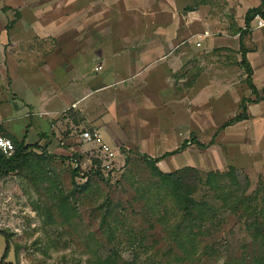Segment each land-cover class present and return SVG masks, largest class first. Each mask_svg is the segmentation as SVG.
Instances as JSON below:
<instances>
[{"label": "crops", "instance_id": "1", "mask_svg": "<svg viewBox=\"0 0 264 264\" xmlns=\"http://www.w3.org/2000/svg\"><path fill=\"white\" fill-rule=\"evenodd\" d=\"M78 1L48 0L46 24L37 15L33 27H15L10 41L8 34L2 36L9 52L2 57L0 128L13 139L70 153L83 150L78 131L98 130L111 145L152 157L188 141L174 156L196 145L192 130L190 136L182 130L180 112L189 111V125L195 128L200 97L213 101L211 111L247 82L239 29L245 28L248 8L232 9L229 0H81L79 8ZM260 3L254 0L253 7ZM263 30L251 28L244 38L262 98L257 100L251 89V96L233 98L234 111L224 122L242 111L244 98L252 100L246 103L248 118L221 130L227 147L250 139L264 142V55L258 41ZM232 49L243 74L235 77L227 69L200 84L199 65H213ZM29 117L36 119L18 136L11 123ZM212 121L213 116L209 125L214 127ZM31 130L34 141H29ZM60 141L72 146L57 147Z\"/></svg>", "mask_w": 264, "mask_h": 264}, {"label": "rangeland", "instance_id": "2", "mask_svg": "<svg viewBox=\"0 0 264 264\" xmlns=\"http://www.w3.org/2000/svg\"><path fill=\"white\" fill-rule=\"evenodd\" d=\"M229 1L233 5L232 9L236 7L238 10L249 9L254 3V0ZM47 2L48 0H0V110L2 57L9 52V44H3L2 36L8 34L10 41L15 27H33L37 15L46 24ZM78 2L79 8L83 2ZM91 5L94 6V2ZM234 15L236 13H231L232 18ZM263 35L258 36V41L264 55ZM199 66L200 84L207 82L212 74H220L227 69L235 77L243 74L233 49L227 51L225 56L221 55L220 60L213 65L205 63ZM243 82L245 84L239 85L237 91L233 90L232 94L218 100L214 111L209 109L213 101H208L207 96L200 97L197 112L194 111L199 124L195 128L189 125V111H181L182 130L185 134L188 135L192 130L194 138L208 143L219 126L232 115L235 104L233 98L238 95L251 96L248 83L241 81ZM212 116L214 127L209 125ZM31 119L35 120L36 117L13 120L11 128L22 137L31 128ZM245 130L241 129L240 132ZM82 131H78L76 135H80L78 145L83 150H70V153L63 154L36 148L30 150L26 163L18 171L0 177V230L10 238L6 263L257 264L259 248L251 231L247 230L246 216L235 214L229 209H224V214L218 216V219L221 216L224 218L223 223L211 234L207 233L209 223L203 234L197 228L194 229L198 234V251L189 259H182L184 253L177 248L173 230L170 229L179 222L182 212L176 209L171 200L166 203L168 212L162 205L156 207L162 196L153 197L151 202L154 206L150 207L148 198L149 195L152 197V192L149 186L157 180L144 157L135 148L120 146L115 171L109 173L101 169V177L92 171L96 168L94 159L99 154L97 144L84 141ZM223 131L215 138L218 143L216 146L202 149L190 145L183 153L166 157L165 163H159V166L164 171H169L168 169L175 170L193 164L207 172L226 171L228 165H233L237 168L236 174L242 185L246 184V176L250 178L247 194H254L258 187L261 189L258 192V212L264 210V158L261 155L264 142L254 143L250 139L243 141L241 145L227 147L221 140ZM28 134L29 141H34L35 133L31 130ZM56 146L70 149L72 145L60 141ZM77 159H80L81 169L79 175L74 176L73 168ZM251 174L253 178L250 177ZM224 184L228 187L225 193L237 188L229 179ZM153 192L155 195L157 189ZM164 193L161 192L162 195ZM196 195L202 197L207 195V191L202 188ZM209 198L222 205L218 197L210 195ZM207 245L212 248H206ZM5 249L6 238L0 234V259Z\"/></svg>", "mask_w": 264, "mask_h": 264}, {"label": "trees", "instance_id": "3", "mask_svg": "<svg viewBox=\"0 0 264 264\" xmlns=\"http://www.w3.org/2000/svg\"><path fill=\"white\" fill-rule=\"evenodd\" d=\"M259 15L264 18V0L257 7H251L247 10L245 15V28H240V45L242 59L240 64L245 68L247 73V83L252 90V92L257 95L256 99L259 100L260 97L257 87L255 86L252 74L253 68L249 61L247 60V48L244 44V38L251 33V22ZM252 99L244 98L242 101V111L236 116L230 118L224 122L219 131L223 130L225 127L237 122L239 120L248 118L246 103ZM1 129V128H0ZM218 131V132H219ZM208 142L204 143L196 138L193 142L202 149L208 148L214 143L215 137ZM11 138V137H10ZM16 146V152L12 156H6L0 152V177L18 171L27 161L29 157V152L31 148H42L41 146L26 145L24 140L18 141L13 139ZM188 146V141L182 143L178 148L168 151L159 157H152L146 153H139L144 157V160L151 168L153 176L156 178V182H153L149 186V190L152 192V197L149 195L148 204L153 208L154 204L151 202L153 197L162 196L160 203L157 206L163 207L166 212H168L167 201H173L176 209L182 212L181 219L176 225L173 226V240L179 250H181L184 255L182 259H189L194 253L198 251L197 236L194 229L197 228L202 234L205 233L204 228L207 223L210 227L207 229L208 234H211L213 230L219 227L223 223V217L218 219L222 214L224 209L232 210L235 214H241L246 216L247 230L251 231V236L255 243L258 244V255L256 256L257 264H264V210L259 211L260 204L258 192L261 189L257 188L254 194H247V189L250 187V178L246 176V184L242 185L241 181L236 174L237 168L233 165H229L226 171H202L198 167L186 165L175 170L164 171L159 166V161L162 159L181 152ZM42 150H47L43 147ZM80 160V159H79ZM77 159V165L73 168V175L78 176L80 173V163ZM96 168L92 169L95 174L103 177V172L101 171L102 161L99 158L94 159ZM231 180L233 186L237 187L230 192L225 193V189L228 188L224 183L225 180ZM222 180V181H221ZM202 188H205L207 195L198 197L196 192ZM157 189L154 195L153 190ZM161 192H165L163 195ZM210 195L218 197L221 204H217L210 200ZM264 208V206H263ZM261 207V209H263ZM107 220V217H105ZM204 231V232H203ZM0 234L4 235L6 238V249L3 256L0 259V264H13L6 263L5 258L8 255L10 248V238L9 235L0 230ZM206 248L211 249L212 246L207 245ZM205 248V249H206Z\"/></svg>", "mask_w": 264, "mask_h": 264}, {"label": "built area", "instance_id": "4", "mask_svg": "<svg viewBox=\"0 0 264 264\" xmlns=\"http://www.w3.org/2000/svg\"><path fill=\"white\" fill-rule=\"evenodd\" d=\"M255 19H257V22L255 25L251 23V28L264 26L263 17L257 15ZM81 136L84 141L95 142L97 144V148L99 150V154L97 155V158H99L102 161L101 169L103 171L107 170V172L113 173L115 171V161L117 159L120 146L118 145L113 146L110 143L106 142L98 130H89V129L83 130ZM0 152H2L6 156H12L16 152V146L12 138L6 136L1 129H0ZM75 162L77 165L76 160Z\"/></svg>", "mask_w": 264, "mask_h": 264}]
</instances>
